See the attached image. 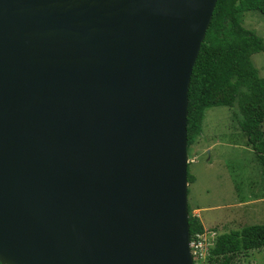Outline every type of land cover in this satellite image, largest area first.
<instances>
[{"label": "water", "instance_id": "obj_1", "mask_svg": "<svg viewBox=\"0 0 264 264\" xmlns=\"http://www.w3.org/2000/svg\"><path fill=\"white\" fill-rule=\"evenodd\" d=\"M217 0H0V263L194 264L187 116Z\"/></svg>", "mask_w": 264, "mask_h": 264}, {"label": "trees", "instance_id": "obj_2", "mask_svg": "<svg viewBox=\"0 0 264 264\" xmlns=\"http://www.w3.org/2000/svg\"><path fill=\"white\" fill-rule=\"evenodd\" d=\"M246 11L264 15V0L216 2L188 88L187 151L202 129L206 108L236 105L241 114L240 130L251 143L264 177V77L251 60L252 54L264 51V40L241 25V15ZM187 179L189 183L195 179L189 163ZM192 211L189 206V230L194 238L205 227ZM252 250H264V224L218 232L206 262L239 264L238 259Z\"/></svg>", "mask_w": 264, "mask_h": 264}, {"label": "rangeland", "instance_id": "obj_3", "mask_svg": "<svg viewBox=\"0 0 264 264\" xmlns=\"http://www.w3.org/2000/svg\"><path fill=\"white\" fill-rule=\"evenodd\" d=\"M240 23L264 40L263 14L246 11ZM251 60L264 77V51L252 54ZM240 117L236 105L206 108L202 129L187 151L195 178L188 186V207L204 227L218 232L264 224V200H259L264 199V177L251 143L240 130ZM238 263L264 264V250L249 251Z\"/></svg>", "mask_w": 264, "mask_h": 264}, {"label": "built area", "instance_id": "obj_4", "mask_svg": "<svg viewBox=\"0 0 264 264\" xmlns=\"http://www.w3.org/2000/svg\"><path fill=\"white\" fill-rule=\"evenodd\" d=\"M215 236V231L204 230L203 232L197 234L196 237L191 238L190 248L195 262H202L206 259L209 253V247L213 244Z\"/></svg>", "mask_w": 264, "mask_h": 264}, {"label": "clouds", "instance_id": "obj_5", "mask_svg": "<svg viewBox=\"0 0 264 264\" xmlns=\"http://www.w3.org/2000/svg\"><path fill=\"white\" fill-rule=\"evenodd\" d=\"M188 163L190 164V162H188ZM189 184H190V183H189ZM189 184H188V186H189ZM251 202H252V201H250V202H245V204H246V203H250V204H251ZM193 213H194V212H193ZM195 215H197V214H195ZM197 216H198V215H197ZM213 228H214V227H213ZM205 230L215 231V232H216V236L218 235V231L215 230V229H212V228L207 229V228L205 227ZM216 236H215V238H214V240H213V244L209 247V252H210V248L214 245V242H215ZM208 255H209V253H208ZM208 255H207V257H208ZM207 257H206V259H205L204 261H202V262H206ZM193 261H194V260H193ZM196 263H197V262L194 261V264H196Z\"/></svg>", "mask_w": 264, "mask_h": 264}, {"label": "crops", "instance_id": "obj_6", "mask_svg": "<svg viewBox=\"0 0 264 264\" xmlns=\"http://www.w3.org/2000/svg\"><path fill=\"white\" fill-rule=\"evenodd\" d=\"M259 200H264V199H259ZM236 204L239 205L240 203L239 202H236ZM224 207H228V204H225ZM195 212H197V210H195Z\"/></svg>", "mask_w": 264, "mask_h": 264}]
</instances>
